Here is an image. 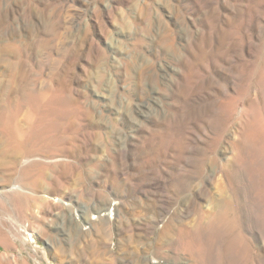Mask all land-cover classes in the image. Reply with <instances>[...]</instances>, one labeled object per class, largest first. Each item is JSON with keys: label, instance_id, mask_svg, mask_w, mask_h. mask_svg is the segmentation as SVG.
<instances>
[{"label": "rangeland", "instance_id": "rangeland-1", "mask_svg": "<svg viewBox=\"0 0 264 264\" xmlns=\"http://www.w3.org/2000/svg\"><path fill=\"white\" fill-rule=\"evenodd\" d=\"M0 106V264H264V0H0Z\"/></svg>", "mask_w": 264, "mask_h": 264}, {"label": "bare ground", "instance_id": "bare-ground-1", "mask_svg": "<svg viewBox=\"0 0 264 264\" xmlns=\"http://www.w3.org/2000/svg\"><path fill=\"white\" fill-rule=\"evenodd\" d=\"M0 130L2 132L0 137V181L9 182L12 179L16 178L19 179L22 183L29 186H39V180L34 176L35 174L33 172V165L30 164L26 167L20 166V161H22L23 159H27L26 157L30 153L32 148V146L29 145L27 141L29 132H25L24 130H22L16 123L13 124L11 122V117L3 108H0ZM40 177H43V174H40ZM12 186L16 191L21 190V188L17 184H13ZM16 195H14V198L17 197ZM45 196L46 198H49L48 195L45 194ZM1 211L2 207H0V217L2 214ZM16 215L19 217V212H17ZM168 229L169 225H167L166 228L160 233V237H164V239L157 242L156 247L154 246L157 249V252H159V250L163 247L169 246L172 242L171 236H166V234L168 233ZM177 230L181 232L182 228L178 227ZM19 231H24L27 233L26 241L28 243L33 241V234L28 231L26 224L20 225ZM88 249L91 253L97 255L103 253L100 248L99 241H93Z\"/></svg>", "mask_w": 264, "mask_h": 264}, {"label": "crops", "instance_id": "crops-1", "mask_svg": "<svg viewBox=\"0 0 264 264\" xmlns=\"http://www.w3.org/2000/svg\"><path fill=\"white\" fill-rule=\"evenodd\" d=\"M6 198H7V200H8L10 203H13L14 205L16 204V203H15L14 195H9V196H7ZM14 205H13L12 207H14ZM22 209H23V208H22ZM15 211H16V209H15ZM23 215H24V214L20 211V213H19V217H17V219L20 220L21 218L24 217Z\"/></svg>", "mask_w": 264, "mask_h": 264}]
</instances>
